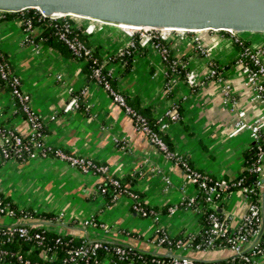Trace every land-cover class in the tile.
Listing matches in <instances>:
<instances>
[{
  "label": "crops",
  "instance_id": "0c3cea01",
  "mask_svg": "<svg viewBox=\"0 0 264 264\" xmlns=\"http://www.w3.org/2000/svg\"><path fill=\"white\" fill-rule=\"evenodd\" d=\"M3 15L0 13V48L13 73L20 77L22 90L29 94L30 107L44 122L46 141L70 154L106 164L109 175L123 180L146 205L159 212V222L170 234L197 229L199 215L191 209L167 213V207L183 194L198 192L181 165L137 129L131 115L112 100L102 85L88 77L84 59L67 55L50 44L41 35L40 26L26 31L19 15ZM74 22L81 27L89 21ZM85 34L99 57L105 60L113 55L105 62L112 86L125 95L129 105L148 109L169 149L212 177L235 178L247 170L254 141L248 129L235 127L234 123L239 118L251 122L264 111V104L251 100V89L237 61L238 46L230 37L201 33L208 46L206 56L196 50L192 35H166L171 55L184 64L178 65L197 74L196 83L189 84L178 72L168 69L152 44H137L136 34L128 28L100 21ZM240 35L250 46H264V32L244 31ZM134 41L136 45L132 46ZM130 47V60L119 58L118 53L130 51ZM218 75L231 85L229 99L222 92ZM73 95L78 96L79 106L64 110ZM170 112L178 116L172 118ZM0 122L23 135L29 132V123L17 100L1 83ZM104 179V174L85 173L56 157L0 158V193L17 207L52 214L51 218H30L31 221L63 234L119 239L154 251L151 241L155 222L133 211L127 195L110 199L101 193L98 186ZM217 210L230 227H235L246 210L242 191L237 187L228 189ZM89 217L105 227L85 231L81 224ZM6 220L0 217V221ZM230 254L228 249H214L195 252L194 256L221 259ZM258 264H264V259H259Z\"/></svg>",
  "mask_w": 264,
  "mask_h": 264
},
{
  "label": "built area",
  "instance_id": "2783aa9c",
  "mask_svg": "<svg viewBox=\"0 0 264 264\" xmlns=\"http://www.w3.org/2000/svg\"><path fill=\"white\" fill-rule=\"evenodd\" d=\"M49 17L60 21L55 23L56 34L67 45L71 54L74 57L91 62L90 76L92 80L103 86L112 100L131 115L135 127L141 130L159 149L164 151L167 157L176 160L183 168L186 178L196 185L198 190L196 194H183L177 202L167 207V213L173 214L178 209H191L200 216L203 209H209L207 214L208 224L201 230L198 227L193 231L182 232L180 235L170 234L166 227L159 222V212L154 207L146 205L140 194L122 184L120 178L109 175L106 164L96 162L88 156L70 154L61 147L49 144L45 139L44 122L38 113L30 107L29 94L22 90L20 77L11 71L6 56L0 48V75L9 79L7 83L10 86V92L17 100L20 111L24 113L29 123V132L23 135L12 126L0 122V158L25 160L36 157H56L85 173L104 174L105 179L98 186L101 193H107L110 199H115L121 194L127 195L133 211L140 216L150 217L155 222L151 241L155 246V250L149 251L160 256L151 257L149 262L143 257L141 251L134 250L137 247L125 244L119 239L95 238L80 245L67 247L65 254L57 264H258L259 259H264V111L251 122L239 118L234 123L235 127L243 126L248 129L252 135L251 139L254 141L253 160L247 165V171L253 178L252 181L246 183L241 176L235 178L212 177L193 167L182 155L169 149L160 133L152 128L148 119L137 109L130 106L125 95L112 86L109 78L110 71L107 70L104 73L103 69H105V62L114 58L113 55H109L105 60H100L97 55L93 54V48L74 31V28H79L82 33H90L93 31L96 22H100L99 20L94 19L80 27L74 22V19L71 20L66 15ZM23 28L26 31L32 29L30 19L23 21ZM173 30L176 29L162 30L154 27H140L131 32L137 35V43L140 46L148 43L152 44L159 51L162 60L168 64V67L177 72L175 67L178 64L183 66L184 64L171 55L166 44V35L163 33L164 31L170 32ZM223 30L230 32V39L238 46L237 61L241 65L244 82L251 89V100L258 104H264V46H250L239 31ZM185 31L193 30L182 29L180 30V36H183ZM160 40L163 42H160ZM194 41L196 50L208 56L206 45L202 39L195 37ZM131 45L135 46L136 42H132ZM123 52L121 51L118 55ZM209 63L214 64L211 60H209ZM213 72H216V70H212ZM196 79L197 74L193 70L186 71V82L195 84ZM218 80L223 84L222 92L226 99H229L230 83L222 75H218ZM232 101H235L233 97ZM78 106L79 98L73 95L65 104L64 110L67 111ZM170 114L172 118L178 116L176 112H170ZM166 181L169 182V179L166 178ZM233 187H237L242 191L246 201V210L239 223L235 227H230L226 218L218 212L217 206L228 189ZM262 195L263 200L261 201ZM0 217L12 219L9 222L0 221V243L11 241L15 237L26 240L35 239L38 244L43 243V229H40L42 223L31 221L30 216H26V214L17 215L15 208L1 193ZM83 223L85 226L93 228L105 227L104 223L94 217L85 219ZM200 231H202V236L195 239L196 234ZM85 236L88 238L87 235ZM110 241H113L111 245H109ZM47 248L49 249V247ZM214 249H228L231 254L221 259H198L194 256L195 252ZM45 250L43 249V257L54 260V252L47 255ZM99 250H103V254L100 256L98 255ZM168 252L171 254L167 255ZM139 258L141 259L140 262L136 263ZM12 260L20 264H37V261L32 260L24 253L1 247L0 264H11Z\"/></svg>",
  "mask_w": 264,
  "mask_h": 264
},
{
  "label": "water",
  "instance_id": "95a60500",
  "mask_svg": "<svg viewBox=\"0 0 264 264\" xmlns=\"http://www.w3.org/2000/svg\"><path fill=\"white\" fill-rule=\"evenodd\" d=\"M28 7L140 27L264 32V0H0L3 11Z\"/></svg>",
  "mask_w": 264,
  "mask_h": 264
},
{
  "label": "trees",
  "instance_id": "16d2710c",
  "mask_svg": "<svg viewBox=\"0 0 264 264\" xmlns=\"http://www.w3.org/2000/svg\"><path fill=\"white\" fill-rule=\"evenodd\" d=\"M0 13L4 14L3 18H6V17L9 18L11 16L19 15L23 21L26 19H30L31 23H32V27H34L36 25V26H40L42 28L41 29V35L46 39V41H48L53 46L57 47L61 52L65 53L67 55H72L71 51L67 47V45L61 39H59L57 34H56L55 23L60 22L59 20H54V19H51L49 16H44L40 12L39 9L34 8V7H28V8L19 10V11H3V10H0ZM66 16H68V15H66ZM74 31H76L78 33V35L83 40L86 41V39H85L86 34L85 33H82L79 28H74ZM135 38L138 40L137 35L135 36ZM137 40H136V42H137ZM160 42H163V41L160 40ZM86 43L89 45V43L87 41H86ZM129 50L130 51L123 52L121 55H118L119 58H121V59L126 58V62H128L130 60V58L132 57V47H130ZM93 54L97 55L94 51H93ZM99 58H100V60H103L101 57H99ZM6 59L9 63V60L7 57H6ZM90 64H91L90 61H86L85 70L88 74V77L91 78V76H90L91 65ZM9 66H10V63H9ZM10 69H11V66H10ZM168 69L172 70L170 67ZM175 69L185 79V73H186L187 69L185 67H182L181 65H177L175 67ZM11 71H12V69H11ZM103 71H104V73H106V71H107L106 68L103 69ZM8 81H9L8 78H3L0 75V83L5 85L6 88L10 91V86L7 83ZM126 101H127V99H126ZM130 106H132V105L130 104ZM133 108H135L139 112H141L148 119L152 128L155 129V127H154L155 125L153 123L154 121L148 115V112H147L148 109H146V108L142 109V108H136V107H133ZM247 158H248V160H247V165H248V163L253 160V157L248 156ZM240 176L244 178V182H246V183H250L253 179V178H251V175L246 170V168L241 172L239 177ZM121 183L124 184L123 180H121ZM106 196H108L107 193H106ZM5 199L8 200L7 198H5ZM8 201L15 208L16 214L19 216L26 214V216H30V218H36V219H41V220L51 218V216H52V214L49 212H46V213L36 212V211L29 209L27 207L26 208H24V207L20 208V207H17L10 200H8ZM208 211H209V209H203V213H201V215L199 216L200 230L208 224V221H207ZM33 222H35V221H33ZM45 226L46 225L42 224L40 227V229H43V234H44V239H43L44 241L42 244H38V242L35 239L26 240L23 238L15 237L11 241H6L4 243H0V248L3 247V248H6L7 250H16L18 252L24 253L26 256L30 257L32 260L37 261V264H57V263H59V261L61 260L63 255L65 254V249L67 247H69L71 245H74V246L80 245L83 242L91 239V238H89V237L87 238L86 236L81 235L79 233L78 234L59 233V232L51 230L49 227H47V226L45 227ZM177 235H180V234H177ZM201 236H202V231H200L199 233L196 234L195 239H198ZM90 241H92V239ZM112 242L113 241H110L109 245H111ZM47 247H49V249ZM43 249L44 250L47 249V250H45L47 252V255L54 252V254H55L54 258L55 259L49 260L47 258H44L43 257V253H44ZM134 250L141 251V253L143 254V257L146 258L148 262L150 261L151 257L160 256L158 254H152L151 251L145 250V249L134 248ZM101 254H103V250L98 251V255L100 256ZM140 260H141L140 258L137 259L136 263H139ZM11 264H20V263L16 262L15 260H12Z\"/></svg>",
  "mask_w": 264,
  "mask_h": 264
},
{
  "label": "rangeland",
  "instance_id": "374dc122",
  "mask_svg": "<svg viewBox=\"0 0 264 264\" xmlns=\"http://www.w3.org/2000/svg\"><path fill=\"white\" fill-rule=\"evenodd\" d=\"M65 15H68V16H66L67 18H69V19H71V20H73L74 18L72 17V15H70V14H65ZM82 21H85V22H87L88 20H82ZM85 22H83V23H85ZM207 32H209V33H215V34H217V35H220V36H225V37H230L231 36V34H230V32L229 31H226V30H223V29H207L206 30ZM241 34H242V32L244 33V31H239ZM136 33V32H135ZM165 35H170L171 37H177V36H180V30H173V31H170V32H168V31H164L163 32ZM237 33V32H236ZM186 34H189V35H192L193 36V38H195V37H199L200 39H202V36L203 35H201V33H198V32H195V31H185L184 32V34L183 35H186ZM244 37V36H243ZM206 45V44H205ZM207 49H206V52H208V46L206 45L205 46ZM88 219V218H87ZM12 219L11 218H8L7 217V220H6V222H9V221H11ZM82 227H83V229L85 230V231H87V229H96V228H93V227H90V226H85V224L83 223V221H82Z\"/></svg>",
  "mask_w": 264,
  "mask_h": 264
},
{
  "label": "bare ground",
  "instance_id": "6f19581e",
  "mask_svg": "<svg viewBox=\"0 0 264 264\" xmlns=\"http://www.w3.org/2000/svg\"><path fill=\"white\" fill-rule=\"evenodd\" d=\"M56 16L57 15H64L63 13H54ZM72 15V17L74 19H76L77 21H82V20H88V21H92L94 20L93 18H89V17H86V16H82V15H77V14H70ZM116 25L120 26V27H123V28H128L129 31H132L134 29H137V28H140V26H133V25H130V24H125V23H115ZM162 30H170V29H173V28H161ZM176 30H182V29H179V28H174ZM208 28H201V29H195L193 31H196L198 33H203L207 30ZM189 30V29H188Z\"/></svg>",
  "mask_w": 264,
  "mask_h": 264
}]
</instances>
